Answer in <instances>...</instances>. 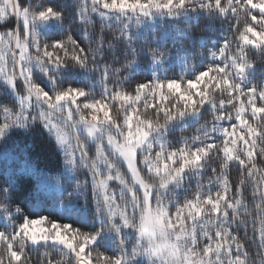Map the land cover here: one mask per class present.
<instances>
[{
    "label": "snow or ice",
    "instance_id": "snow-or-ice-1",
    "mask_svg": "<svg viewBox=\"0 0 264 264\" xmlns=\"http://www.w3.org/2000/svg\"><path fill=\"white\" fill-rule=\"evenodd\" d=\"M77 10L87 44L71 34L41 38V27L63 26V9L0 0V82L16 102L0 105V154H7L15 131L42 126L64 168L59 178L38 165L25 164L23 173L36 179V192L53 189L62 214L92 203L91 230L12 208L16 169L0 182V197L8 200L0 202V264H30L29 246L40 245L61 253L53 259L45 252L42 264H141L138 258L143 264H255L242 238L249 224L256 233L249 243L264 264V84L253 82L256 65L248 55L250 48L264 55V0H77ZM201 16L205 28L219 18L234 35L201 37L207 51L196 49L186 41ZM95 17L119 25L112 39L123 45L120 67L111 42L112 62H104L103 32L94 39L89 29ZM177 18L186 21L184 39L169 46L168 27ZM177 64L184 75L168 78ZM77 74L95 76L99 98L86 80L64 86ZM141 75L147 78L137 80ZM128 83L132 91L123 87ZM205 112L211 120L201 124ZM190 123L198 125V135L181 137L173 147L170 133ZM213 157L218 168L208 163ZM232 165L240 172L235 185ZM209 167L208 184L198 180L191 192L188 180L202 179ZM80 170L88 173L83 181ZM248 181L255 214L245 198ZM182 192L190 198L181 199Z\"/></svg>",
    "mask_w": 264,
    "mask_h": 264
},
{
    "label": "trees",
    "instance_id": "trees-1",
    "mask_svg": "<svg viewBox=\"0 0 264 264\" xmlns=\"http://www.w3.org/2000/svg\"><path fill=\"white\" fill-rule=\"evenodd\" d=\"M26 3L31 5L33 9H40L48 6L49 4L57 7L58 9H63L65 12L63 26H59L56 23L49 24L47 26H43L39 29L41 33V38L47 37L49 40L52 38H63L64 36L71 34L77 40H81L84 44H87L88 41L84 39L82 28L84 25L81 23L78 10H77V0H26ZM199 27H194L192 29V34L188 36L186 43H191L196 49L200 51L206 52V48H202L200 45L201 37H209L211 36L213 39L217 37H232L234 35L233 31L228 30V25L221 21L219 18H216L211 22V27L205 28V24L208 23L206 18L203 16L199 17ZM184 18H177L174 22L175 27L171 25L168 27L169 34V46H171L172 40L181 41L184 39V30L183 25L185 23ZM15 24V20L11 21L8 25L9 27ZM107 22H102L98 17L93 18V24L89 26L90 31L93 32V38L95 39L96 35H99L101 31L103 32L104 40H105V52H104V62L111 63L113 58V53L111 50L107 48V44L111 42L115 48V54L120 56L119 62H117L114 66L120 67L123 63V56H121V50L123 45L120 42H117L112 39L113 36L118 35L119 25L113 22L111 27L106 26ZM223 25V27H221ZM157 27L163 31V24L158 25ZM3 28H0V31H3ZM133 30H135V25L133 24ZM222 43V40L220 41ZM208 48L212 47L211 42L207 45ZM235 46L233 45V48ZM34 51V50H33ZM249 59L255 62L256 70L252 74V80L254 83L258 85L264 84V71H261V65L264 63V55H261L258 50L250 48L249 49ZM199 57H197V61H199ZM208 60H205V63H208ZM98 75V74H97ZM114 74L112 78L109 80V86H112V80L115 79ZM121 77L125 76L126 73H119ZM168 78H179L184 75L181 70L179 64L172 66L168 69L166 73ZM147 77L141 75L137 76V80H142ZM87 81L88 84H95L93 88V96L95 98L100 97L101 87L98 83L95 82V76L85 77L83 74H77L74 76L66 77V83L64 86H67L68 82H73V86H83V81ZM42 83V86L46 83L41 80L38 81ZM128 91H132L133 83H128L123 85ZM218 99L220 97H217ZM16 104L15 97L12 96L10 91L6 89V86L3 82H0V105H7L9 107H14ZM0 119H2V115H0ZM205 120H211V114L208 112L204 113V116L200 120V123L203 124ZM198 125L196 124H188L184 126L182 129L178 128L172 131L169 135V140L172 141L173 147L180 146V138L181 137H192L194 135H198L196 129ZM90 154L94 155V147L90 146ZM209 165L211 167H219V160L216 157H213L210 160ZM25 164H29L33 167L39 166L45 170L46 173H51L56 178H59V172L63 170V157L56 148L54 147V142L50 140L47 135L46 130L42 128L39 124L33 126L30 130L25 131L23 129L17 130L11 136V139L8 141L7 154H0V182L3 181L5 174H12V172L16 169V175L20 177L17 180L15 190L11 193L9 200L11 202L12 208L15 206H19L24 209L25 214L31 215H49L53 219H59L61 223H71L74 227H81L82 230H91L92 225V213L94 211V205L92 203H88L81 212L75 213L71 216L62 214L57 207L55 206L56 197L53 195V189L50 186H45L40 189L39 192H36V179L30 175L23 173V168ZM122 170L124 169L123 164L121 165ZM77 175L80 176L81 181L88 176L84 170H80ZM212 172L209 168L202 174L201 177H192L188 180V185L191 187V192L196 191V184L198 180L204 185L208 184L207 178L212 176ZM229 177L233 185L239 182L240 172L238 166L232 165L229 170ZM110 186L117 187L115 182H110ZM246 191L245 198L249 200L248 203V211L255 214V206L250 200V191L251 185L250 181L246 182ZM212 191L215 192L216 188L213 187ZM191 193L182 192L180 198L183 199L184 196H189ZM35 197V200H34ZM65 197H67V193H65ZM0 202L8 203V200H4L3 197H0ZM33 203L42 204L44 210L40 211L39 208L33 209ZM83 203V200L80 201ZM243 212V210H242ZM3 216V213L0 212V217ZM17 222L19 220L17 219ZM2 227V225H0ZM127 231V230H126ZM256 233L253 230L251 224L248 225V235L243 236V240L246 244H248V251L250 252V259H255V264H260L259 258L255 257L256 247L255 244L249 243L252 241L253 237ZM129 245H131L132 241H128ZM49 252L53 259L60 258V251L58 249H54L51 247H45L43 245L40 246H29L27 251V255L30 258V264H42V261L45 259L44 253ZM109 254L114 253V249H108ZM138 261L143 264V258H138Z\"/></svg>",
    "mask_w": 264,
    "mask_h": 264
},
{
    "label": "rangeland",
    "instance_id": "rangeland-1",
    "mask_svg": "<svg viewBox=\"0 0 264 264\" xmlns=\"http://www.w3.org/2000/svg\"><path fill=\"white\" fill-rule=\"evenodd\" d=\"M68 131H69V134H70V135L73 134V130L68 129ZM84 135H86V134H81V139H82V140L84 139Z\"/></svg>",
    "mask_w": 264,
    "mask_h": 264
}]
</instances>
